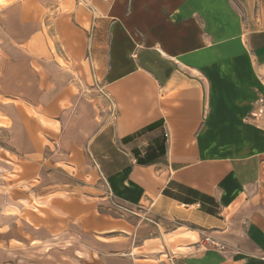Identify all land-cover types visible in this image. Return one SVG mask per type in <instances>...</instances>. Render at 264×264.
I'll list each match as a JSON object with an SVG mask.
<instances>
[{
  "label": "crops",
  "instance_id": "obj_1",
  "mask_svg": "<svg viewBox=\"0 0 264 264\" xmlns=\"http://www.w3.org/2000/svg\"><path fill=\"white\" fill-rule=\"evenodd\" d=\"M49 1L60 8L39 0L37 15ZM76 1L82 14L56 20L76 40L41 59L9 32L22 0H0V125L22 112L15 102L32 113L63 101L87 66L109 118L85 110L58 153L141 214L114 217L66 183L16 182L18 197L0 202V264H264V0Z\"/></svg>",
  "mask_w": 264,
  "mask_h": 264
},
{
  "label": "rangeland",
  "instance_id": "obj_2",
  "mask_svg": "<svg viewBox=\"0 0 264 264\" xmlns=\"http://www.w3.org/2000/svg\"><path fill=\"white\" fill-rule=\"evenodd\" d=\"M38 1L22 0L24 11L20 15V20L23 24L14 23L15 28L10 29L9 32L12 33L13 37L15 34H20L22 38H26L20 46L24 54L30 58L42 59L46 53L55 54L56 51L63 50L61 47L63 37L66 38V46L69 45L70 40H76L75 34L71 33L70 37V32L66 28H61L56 20L71 21V15L77 9L76 5L78 3L76 0H60V8L52 7L51 9L49 1L47 4L48 10H43L37 15L35 10ZM78 5L77 10L80 15L83 13V7H81V4ZM15 15L12 13L11 17L14 18ZM37 22L40 23L41 27H31L38 24ZM3 34L4 31L0 29V38H3ZM12 45L3 49L9 50L12 56L18 55V51H15L17 45L14 42ZM86 71L85 79L88 85L85 84V79H82L81 74L76 73L72 74L73 77H69L73 85H69L70 87L66 93L70 95H66V98L63 99L64 103H62V99H59L53 107L36 105L33 109L35 112L28 113L24 108L25 103L23 101L15 102L22 112L17 116L14 115L12 124L10 122L6 125H0V202H3L6 198L15 199L18 197L16 182L28 183V185H35L40 188L59 182L68 184L71 189L75 190V194H79L85 199L102 200L104 210L114 217H116V211L120 216H140L141 208L139 207L130 210L123 205L115 206L113 196L109 195L108 184L99 170L83 167L82 160H78L77 155L73 152L68 161L62 157V154L58 153L61 149L69 150L71 146L75 145L74 130L72 129L71 133L66 130L70 126V121L75 126L73 119L79 118L85 110L93 109L94 120L99 124L104 123L102 121L109 118V98L103 89L100 90L91 81L87 66ZM28 81L31 84V78H28ZM1 83L0 80V87ZM3 100L9 103H5ZM30 100V103H34L33 98ZM1 102L2 105H12L14 103L3 98ZM14 137L15 140H19L24 145L25 150L17 147ZM76 148L74 147L72 150ZM79 148L81 149V147ZM26 190L24 188V191ZM91 196L94 197L91 198ZM4 209L3 206H0V213ZM18 224L20 223H10L11 230L15 234L18 233L19 227L22 231L26 229ZM5 226L6 224L0 222V246L4 241L1 234H3ZM3 252L2 249L0 259L3 258Z\"/></svg>",
  "mask_w": 264,
  "mask_h": 264
},
{
  "label": "built area",
  "instance_id": "obj_3",
  "mask_svg": "<svg viewBox=\"0 0 264 264\" xmlns=\"http://www.w3.org/2000/svg\"><path fill=\"white\" fill-rule=\"evenodd\" d=\"M102 88H100V90H101ZM109 195H111V196H113L112 195V193H111V191H110V189H109ZM222 245H220V247H221Z\"/></svg>",
  "mask_w": 264,
  "mask_h": 264
}]
</instances>
